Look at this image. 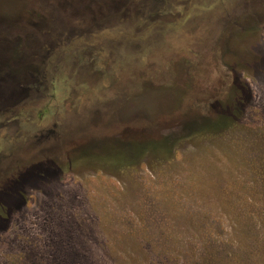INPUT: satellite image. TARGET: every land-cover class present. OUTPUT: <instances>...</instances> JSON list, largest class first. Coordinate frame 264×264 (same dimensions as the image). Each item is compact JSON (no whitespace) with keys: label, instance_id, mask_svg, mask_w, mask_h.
<instances>
[{"label":"rangeland","instance_id":"rangeland-1","mask_svg":"<svg viewBox=\"0 0 264 264\" xmlns=\"http://www.w3.org/2000/svg\"><path fill=\"white\" fill-rule=\"evenodd\" d=\"M141 2L108 30L67 20L43 31L49 51L38 43L39 57L0 76V264H264V0ZM53 5L0 0V20ZM3 50L0 69L23 49ZM218 103L233 122L173 141L166 158L117 168L71 154L124 127L177 133L167 122ZM110 148L118 163L132 156ZM50 159L56 170L19 179Z\"/></svg>","mask_w":264,"mask_h":264},{"label":"trees","instance_id":"trees-1","mask_svg":"<svg viewBox=\"0 0 264 264\" xmlns=\"http://www.w3.org/2000/svg\"><path fill=\"white\" fill-rule=\"evenodd\" d=\"M42 1L46 3L54 4L53 7L50 9H52V14L55 15V18L50 17L47 18L46 21H44L50 26L51 30H53L54 32L57 28H61L62 25H64L65 23L67 24V20H69L72 24L75 25L79 23L80 25L77 26L80 27L79 30L82 29L94 30L100 27H102L103 30H108L111 21L113 19L115 18L119 19V17H123L124 15L126 16H128L129 14L131 15L135 11H137L139 7L147 6L142 2L139 5H137L136 4L137 0H42ZM44 7L45 6H41V9H43ZM42 20L37 18L34 19L29 18L28 20L17 22L19 24L15 22L3 24L5 36H9L12 38H15L17 36L22 37L24 46L28 47L30 46V44H32L31 39L29 38V36L31 35L30 29H35L36 31L40 27ZM83 22L85 23V26L82 25ZM18 25H20V29L16 27ZM15 29H18L16 31H19V33H14V31H12ZM43 31H48V30H43ZM78 38H79V34L77 33L70 34L69 42L75 41ZM43 41L44 40L40 41L42 43L40 52L46 53L49 51L48 49H50V43L48 41L46 45H43ZM63 43L64 45L66 44L65 42ZM43 46L48 48L42 50ZM35 49L36 46L32 48V51L28 50L27 56H25L24 54H19V55L14 54L11 57L10 62H8L3 67V69H0V76L3 78H6L8 76L7 75L9 74L8 65H12L13 68L12 71H13L15 69V66L13 65H17L20 61L25 62L27 57L28 58L26 61H28L30 58L39 57L40 52L36 51ZM237 102L238 101L235 100L233 108L235 107L234 110L238 111L239 107L237 105ZM222 108L225 109L223 110ZM226 109H227L226 107H222V105L218 103V104H211V106L209 107V109H207V112H205V114H198L195 111L193 112L194 109L190 111H186L181 116L167 122L168 123L167 130L169 129L170 131L178 130L177 133L175 132L173 134L170 133L164 134L165 132H163L164 130L162 129H160L162 130V132L158 131L157 126L160 125H156V124L144 126L142 128L124 127V130L120 132L118 137L115 136L116 135L115 132L108 134V137L106 136L107 134H100L101 136H98V134L97 135L93 134L91 136H87V137H91V140L93 142L88 141L82 145L79 143L74 144L72 147L73 153L71 152V154L78 156L76 157V160L78 162L93 160L100 162L101 164L107 165L109 167L118 166L117 168L128 166L131 160H134L135 158H139L142 155L146 154L147 152L159 153V155L162 156V158H166L171 154L170 146L172 142L175 140H177L175 142H180L182 140L194 139L197 138L198 136H203L206 134H213V135L219 134L224 127L228 126V124L230 122H233L234 120L233 114H230L228 112V114L225 115ZM129 131H131L130 135L128 134ZM113 137H115L114 140L115 142L112 140ZM105 138H111V139L108 140ZM116 138H118L119 142ZM100 142L102 143L108 142V149L106 148L104 152H102L101 150V152L95 153L94 149H97L102 145ZM113 142L115 143V145H117V147H121L124 150L129 149V147L131 146L132 147L131 158L125 160L124 162L118 163L116 160L108 157L110 155L108 151L111 149L110 147L114 144ZM54 162L55 160L52 161L50 159L42 163H39L36 166H31V168H28L27 170H25V172L19 175V179L28 177L30 175L31 177L34 176L35 169L42 171L56 170L59 165L55 164ZM39 172L41 173V171ZM7 182L4 181L2 185H4V183L7 184ZM3 192L4 191L0 190V196H2ZM261 256L264 257V254H261ZM243 257L248 258L246 254ZM206 264H210V263L208 262Z\"/></svg>","mask_w":264,"mask_h":264},{"label":"water","instance_id":"water-1","mask_svg":"<svg viewBox=\"0 0 264 264\" xmlns=\"http://www.w3.org/2000/svg\"><path fill=\"white\" fill-rule=\"evenodd\" d=\"M69 6V5H68ZM136 12L137 11H135L133 14H136ZM46 16L45 17H39L38 19H40V20H42V19H44V20H42V23H41V25H40V27L36 30V31H40L41 33H39V35H38V37H39V41H37V42H34V43H32L33 42V38H32V31H34L35 29H30V36H29V38L31 39V43L32 44H30V46H28V47H25L24 46V44H23V38L22 37H15V38H12V37H9V36H5V35H0V36H2L1 37V39H0V45L2 44V45H6V47H7V45H10V44H12V45H15V44H20L21 43V47H22V51L20 50L19 52H15L16 54H24L25 56H27V51L28 50H31L32 51V48H34L35 46H37L38 45V43L40 42V38L42 37H44L45 35H44V33H43V30H50L51 28H50V26L47 24V23H45L44 21H46L47 20V18H50V17H52V18H55V15L54 14H52V12L50 13V14H45ZM60 18V17H59ZM11 21H8V22H3L2 20H0V25H3V24H8V23H10ZM88 22V21H87ZM23 33V32H22ZM43 34V35H42ZM17 35V34H16ZM47 39H44V41H46ZM21 41V42H20ZM39 44H41V42L39 43ZM5 51L6 50H3V51H0V53H2V54H4L5 53ZM8 54V53H7ZM14 54H13V52H10V57H9V59L7 60V61H5V63H8V62H10V60H11V57L13 56ZM28 58V57H27ZM27 58H26V60H27ZM4 60H5V58H4ZM26 60H25V62H21L20 61V63H27L26 62Z\"/></svg>","mask_w":264,"mask_h":264}]
</instances>
